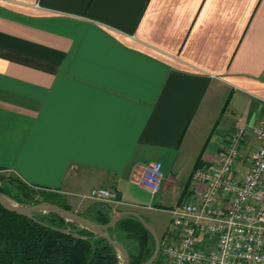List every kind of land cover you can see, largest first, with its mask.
<instances>
[{
    "label": "crops",
    "instance_id": "crops-1",
    "mask_svg": "<svg viewBox=\"0 0 264 264\" xmlns=\"http://www.w3.org/2000/svg\"><path fill=\"white\" fill-rule=\"evenodd\" d=\"M263 122L264 0H0V174L74 210L95 187L120 212L181 203ZM154 161L152 197L136 180Z\"/></svg>",
    "mask_w": 264,
    "mask_h": 264
},
{
    "label": "built area",
    "instance_id": "built-area-1",
    "mask_svg": "<svg viewBox=\"0 0 264 264\" xmlns=\"http://www.w3.org/2000/svg\"><path fill=\"white\" fill-rule=\"evenodd\" d=\"M251 134L257 145L242 152L246 132L237 130L216 166L193 170L194 194L170 210L177 239L162 244V264H264V122ZM162 177L161 162L154 161L142 167L136 183L154 197ZM88 197L116 201V193L103 187Z\"/></svg>",
    "mask_w": 264,
    "mask_h": 264
},
{
    "label": "trees",
    "instance_id": "trees-1",
    "mask_svg": "<svg viewBox=\"0 0 264 264\" xmlns=\"http://www.w3.org/2000/svg\"><path fill=\"white\" fill-rule=\"evenodd\" d=\"M0 192L21 204L49 202L74 211L98 224H106L120 211L111 202L89 200L74 210L57 192L23 182L18 177L2 174ZM30 218L0 205V264H119L115 249L102 237L75 222L66 221L52 212L36 211ZM68 229V232L63 230ZM130 256V264H143L153 253L154 238L132 215L120 217L108 228ZM160 251L152 264H162Z\"/></svg>",
    "mask_w": 264,
    "mask_h": 264
},
{
    "label": "water",
    "instance_id": "water-1",
    "mask_svg": "<svg viewBox=\"0 0 264 264\" xmlns=\"http://www.w3.org/2000/svg\"><path fill=\"white\" fill-rule=\"evenodd\" d=\"M3 178V175L0 174V179ZM0 205H2L5 209L30 217H33V213L36 211H41V212H52L55 214H58L59 216L63 217L66 221L70 222H75L77 223L80 227L86 228L93 232L95 234L94 237H102L104 238L118 253V256L120 258V263L119 264H130V256L125 247L116 239L112 238L110 234L108 233V228L122 216L124 215H132L136 217L142 224L143 226L151 233V235L154 238L155 242V248L152 253V255L143 263V264H152L154 259L157 257L159 251H160V239L155 231L154 227L148 223L137 211L134 210H126L122 211L119 214L113 216L111 220L106 223V224H98L96 222H93L84 216L70 210H66L56 204H52L49 202H39L35 204H20L16 202L15 200L11 199L8 197L6 194L3 192H0ZM64 232H68V229L63 230ZM93 253L90 256V258L87 260L85 264H89L90 261L93 258Z\"/></svg>",
    "mask_w": 264,
    "mask_h": 264
},
{
    "label": "rangeland",
    "instance_id": "rangeland-1",
    "mask_svg": "<svg viewBox=\"0 0 264 264\" xmlns=\"http://www.w3.org/2000/svg\"><path fill=\"white\" fill-rule=\"evenodd\" d=\"M165 203L166 204H159L157 206H153L146 211L141 210L140 212L142 217L154 227L155 231L159 234L160 238L163 235L164 231H166L167 229H173V215L171 214L170 210L171 208H174L179 204H177L173 194H167V200L165 201Z\"/></svg>",
    "mask_w": 264,
    "mask_h": 264
}]
</instances>
